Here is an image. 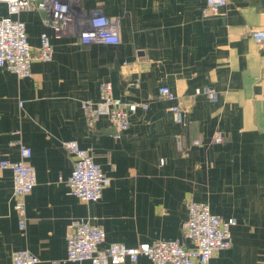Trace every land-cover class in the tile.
I'll list each match as a JSON object with an SVG mask.
<instances>
[{
  "label": "crops",
  "instance_id": "1",
  "mask_svg": "<svg viewBox=\"0 0 264 264\" xmlns=\"http://www.w3.org/2000/svg\"><path fill=\"white\" fill-rule=\"evenodd\" d=\"M204 6L205 0L86 1L87 10L119 17L115 46L54 39L44 13L12 16L24 23L33 52L46 33L53 57L34 61L26 79L0 68V161H17L19 147H28L36 175L20 229L12 173L0 170V264H11L12 253L24 249L37 264H90L66 260L69 226L80 219L103 229L101 248L158 240L190 248L182 238L188 201L236 221L230 247L214 254L216 264H264V47L250 37L264 29V0H227L217 15L203 16ZM105 82L123 102L147 104L119 139L106 117L88 128L80 107L98 101ZM162 86L174 99L158 96ZM205 87L216 91L214 103L195 94ZM174 105L181 123L174 121ZM216 132L220 144L213 143ZM69 141L110 179L97 202L68 194ZM134 264L153 263L141 257Z\"/></svg>",
  "mask_w": 264,
  "mask_h": 264
},
{
  "label": "built area",
  "instance_id": "2",
  "mask_svg": "<svg viewBox=\"0 0 264 264\" xmlns=\"http://www.w3.org/2000/svg\"><path fill=\"white\" fill-rule=\"evenodd\" d=\"M88 0H0L6 5L7 16L0 18V68L15 75L17 79L31 76V64L34 61L48 63L52 61L53 47L46 33L39 37V47L32 51L27 41L25 25L16 16L23 12L44 13L43 25L49 29L54 39L72 36L84 46L110 45L120 42L119 17H106L98 8L85 9ZM227 6V0H205L202 15H217ZM250 37L264 47V29H255ZM161 99L172 100L174 96L166 86L158 88ZM195 94H204L210 103L217 99L215 90L205 87L196 89ZM22 103H19L21 106ZM88 128L92 129L100 117H106L114 129V139H119L130 126V118L137 109L146 110L147 104L126 103L112 94V85L108 82L99 86L98 101L84 100L80 103ZM176 123L182 122V111L178 105L171 107ZM213 143L220 144L223 137L220 132L213 135ZM179 144V143H178ZM194 146L200 142H193ZM67 153L73 158V168L65 183L68 194L83 203H94L101 199L103 190L110 184L100 167L94 163L87 151L78 147L74 141L64 143ZM31 150L19 147L17 161H0V170L9 169L12 173L13 208L18 214V226L26 225L25 197L36 186L34 168L30 165ZM187 219L182 227V238L189 241L190 248L177 240H158L141 243L136 247H126L112 243L101 248L105 240L103 229L92 225L88 220L72 221L66 236V260L69 262L88 261L90 264L136 263L144 257L153 264H216L213 261L217 251L227 250L231 245V228L235 219H223L213 215L204 203L188 201ZM38 259L28 250H18L11 255V264H37Z\"/></svg>",
  "mask_w": 264,
  "mask_h": 264
}]
</instances>
